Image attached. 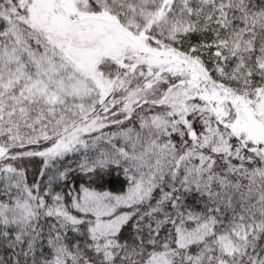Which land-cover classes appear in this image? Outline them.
Here are the masks:
<instances>
[{
	"label": "snow or ice",
	"instance_id": "1",
	"mask_svg": "<svg viewBox=\"0 0 264 264\" xmlns=\"http://www.w3.org/2000/svg\"><path fill=\"white\" fill-rule=\"evenodd\" d=\"M0 264H264V0H0Z\"/></svg>",
	"mask_w": 264,
	"mask_h": 264
}]
</instances>
